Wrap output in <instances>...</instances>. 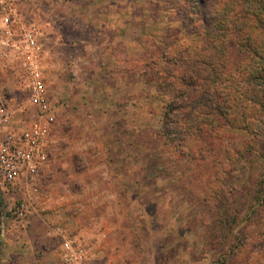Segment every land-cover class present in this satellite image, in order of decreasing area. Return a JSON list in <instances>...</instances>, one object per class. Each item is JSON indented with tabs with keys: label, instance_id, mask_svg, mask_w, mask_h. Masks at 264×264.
Segmentation results:
<instances>
[{
	"label": "rangeland",
	"instance_id": "374dc122",
	"mask_svg": "<svg viewBox=\"0 0 264 264\" xmlns=\"http://www.w3.org/2000/svg\"><path fill=\"white\" fill-rule=\"evenodd\" d=\"M8 1L41 34L55 143L36 185L0 180V264H63L55 227L87 249L86 264H264V116L251 101L261 89L237 52L236 71L213 79L229 107L223 125H207L219 118L211 110L197 129L215 133L184 149L178 133L192 127L173 125L170 149L157 138L167 101L158 70L213 45L180 0ZM19 77L0 51V101L14 111L0 139L37 120Z\"/></svg>",
	"mask_w": 264,
	"mask_h": 264
},
{
	"label": "trees",
	"instance_id": "16d2710c",
	"mask_svg": "<svg viewBox=\"0 0 264 264\" xmlns=\"http://www.w3.org/2000/svg\"><path fill=\"white\" fill-rule=\"evenodd\" d=\"M174 5L182 10L186 21L201 27L203 29V32H200L201 35L208 40L209 44H213L212 48L207 50L208 55L205 58L197 57L192 62L186 59L180 60L181 65H177L178 61L167 59L165 55L161 57L167 59V65L158 70L157 74L160 76L158 87L160 95L166 97L167 101L163 129L158 133L157 138L159 144L163 143V147L171 149L172 145L168 142V140L172 141L169 136L172 134L170 128L179 123L187 124L197 134L191 129L186 130V128L178 133L183 135L181 142L184 144L181 143L177 147L184 149L188 142L189 145L192 143L194 145L198 136L199 138L201 136L209 137L215 133L213 130L197 129L198 123L204 124L200 118L209 117L208 114L211 110L215 109L219 118L212 120L207 125L216 129L223 125L222 118L227 115L229 107L226 106V100L224 104H221L215 98L216 95L212 94L221 84L215 83L213 79L223 81L228 74H233L236 71L233 68L235 65L233 51H236L240 57V65L245 64L244 69L249 70L248 81L257 84L261 89V94H258L256 98L253 96L251 101L260 106V113L264 116V0H193L192 7L186 6L187 4L180 0L176 1ZM182 25L184 28L188 26L184 21ZM171 65L176 69L182 68L184 73H181L180 77L176 79L174 73L167 68ZM154 69L150 70L151 73ZM170 78L173 81H169ZM153 80L152 78L151 82ZM177 80L181 83H178V88ZM208 98H214L218 104L207 105ZM180 101L183 103L180 106L181 109L179 106L175 107V103ZM191 103H198L197 114L192 118L190 113H186L187 106ZM186 104L187 106H185ZM176 109L181 112L178 113ZM257 146L258 154L264 156V140Z\"/></svg>",
	"mask_w": 264,
	"mask_h": 264
},
{
	"label": "built area",
	"instance_id": "2783aa9c",
	"mask_svg": "<svg viewBox=\"0 0 264 264\" xmlns=\"http://www.w3.org/2000/svg\"><path fill=\"white\" fill-rule=\"evenodd\" d=\"M0 51L10 61L11 70L19 73L20 87L29 104L27 108H34L37 115L36 122L20 134L0 139V180L13 188L23 182L33 187L48 164L55 143L52 106L48 97L41 34L37 28L21 23L16 8L8 0H0ZM12 114L14 111L0 101V132ZM16 213L18 218L24 217L23 209L18 208ZM48 235L59 241L63 264L87 263V249L65 229L52 228Z\"/></svg>",
	"mask_w": 264,
	"mask_h": 264
}]
</instances>
